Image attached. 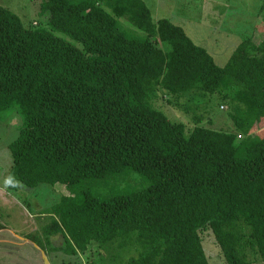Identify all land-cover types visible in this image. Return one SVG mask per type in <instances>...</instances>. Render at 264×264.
Wrapping results in <instances>:
<instances>
[{"label":"trees","instance_id":"trees-1","mask_svg":"<svg viewBox=\"0 0 264 264\" xmlns=\"http://www.w3.org/2000/svg\"><path fill=\"white\" fill-rule=\"evenodd\" d=\"M42 11L81 46L0 5V116L22 118L10 185L72 187L127 168L149 185L63 195L27 237L52 263L60 251L83 264L97 242L132 243L137 254L121 264H210L211 231L227 264H264V39H244L220 66L145 0H42ZM120 18L144 34L123 31ZM212 95L234 128L202 124L212 123ZM162 96L191 126L157 106Z\"/></svg>","mask_w":264,"mask_h":264},{"label":"rangeland","instance_id":"rangeland-1","mask_svg":"<svg viewBox=\"0 0 264 264\" xmlns=\"http://www.w3.org/2000/svg\"><path fill=\"white\" fill-rule=\"evenodd\" d=\"M145 1L151 9L154 20L167 18L182 26L195 43L207 48L220 66L226 65L235 48L244 39L252 37L255 42L264 39L263 0ZM0 5L8 7L20 16L25 26L51 30L54 34L81 46L71 36L51 29L48 14L42 11V0H0ZM119 23L122 30L128 34L137 36L144 34L123 18L119 19ZM210 98L206 105L213 109L212 123L205 119L202 124L215 128H234L226 112L228 105L224 103L223 106H219L216 95ZM157 106L173 121L187 122L191 126L188 114L173 108L167 103L166 97H160ZM21 123L22 118L19 115L10 116L4 112L0 116V264H41L37 250L29 244L20 243L16 235L26 237L36 230L41 231V225L47 223L50 217L45 211L63 195H72L81 199L86 192H89L94 196L107 198L133 192L149 185L144 175L127 168L104 178L85 179L72 187L64 184H40L35 188L16 189L10 185L12 153L9 144L18 137ZM257 127H259L256 130L257 135L263 136L264 121H261ZM54 239L59 244L62 236L57 235ZM202 239L210 264H227L213 233L203 232ZM124 248L125 246L119 249L116 244L101 247L97 242H91L87 251L81 253V260L83 264L113 262L121 264L131 255L137 254L132 243ZM57 252L54 254V264H61V260H67L65 264H78L76 261L70 263L66 254Z\"/></svg>","mask_w":264,"mask_h":264},{"label":"water","instance_id":"water-1","mask_svg":"<svg viewBox=\"0 0 264 264\" xmlns=\"http://www.w3.org/2000/svg\"><path fill=\"white\" fill-rule=\"evenodd\" d=\"M16 236L18 237V239L24 241L25 243L30 244L33 248L37 250L41 264H52V260L48 255L47 251L43 249L37 242L25 236L24 237L21 235H16Z\"/></svg>","mask_w":264,"mask_h":264},{"label":"crops","instance_id":"crops-1","mask_svg":"<svg viewBox=\"0 0 264 264\" xmlns=\"http://www.w3.org/2000/svg\"><path fill=\"white\" fill-rule=\"evenodd\" d=\"M27 237V236H26ZM20 243H25L24 241H22V240H20ZM25 244H27L28 245V243H25ZM30 245V244H29Z\"/></svg>","mask_w":264,"mask_h":264},{"label":"clouds","instance_id":"clouds-1","mask_svg":"<svg viewBox=\"0 0 264 264\" xmlns=\"http://www.w3.org/2000/svg\"><path fill=\"white\" fill-rule=\"evenodd\" d=\"M53 264V263H52Z\"/></svg>","mask_w":264,"mask_h":264}]
</instances>
